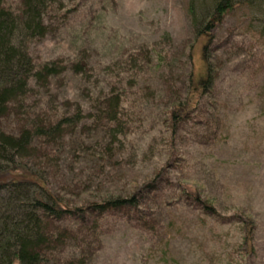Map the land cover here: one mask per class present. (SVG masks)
<instances>
[{"label": "rangeland", "instance_id": "1", "mask_svg": "<svg viewBox=\"0 0 264 264\" xmlns=\"http://www.w3.org/2000/svg\"><path fill=\"white\" fill-rule=\"evenodd\" d=\"M45 1L46 34L30 54L69 65L24 107L55 118L82 108L87 119L58 148L35 142L50 158L22 161L70 210L142 195L137 210L104 215L85 234L89 264H264V0H236L212 32L211 83L176 138L171 113L188 98L192 70L205 71L191 0ZM214 1L196 0L198 26ZM81 61L86 74L73 72ZM108 95L124 102L127 135L115 141L113 125L95 120ZM16 122L2 128L18 135ZM72 249L59 258L81 256Z\"/></svg>", "mask_w": 264, "mask_h": 264}, {"label": "trees", "instance_id": "2", "mask_svg": "<svg viewBox=\"0 0 264 264\" xmlns=\"http://www.w3.org/2000/svg\"><path fill=\"white\" fill-rule=\"evenodd\" d=\"M235 2L215 0L208 22L200 27L196 0H191L190 14L196 26V40H206L202 53L205 71L196 77L192 70L188 98L176 104L171 113L173 138L191 119L198 102L209 88L212 70L207 54L212 44V32L233 10ZM46 8L45 0H20L16 8L7 5L6 0H0V264H89L90 259L83 255L85 234L96 235L98 223L104 215L124 209L137 210L142 197L139 194L113 198L92 204L86 210H70L60 200L47 194L43 177L22 161L26 157L50 158L51 155L44 149L37 153L35 142L43 141L45 147L58 148V140L75 133L87 119L82 108L72 115L55 118L51 114L46 116V112H30L24 107L28 94L34 88H45L51 79L68 70L69 64L64 61L37 64L30 54L32 43L46 34L43 20ZM158 57L159 66L163 65L165 57L162 54ZM192 57L191 53V60ZM72 69L76 74L87 73V66L82 61L73 64ZM97 101L104 109L95 116V120L113 125L109 131L110 138L115 141L119 135H127L121 96L108 95L102 102ZM11 117H15L20 125L18 135L8 134L2 128ZM205 209L208 214H216L208 206ZM69 220L81 223V230L76 231L75 227L64 223ZM247 225L244 226L248 231L251 226ZM71 247L73 253L81 256L74 255L65 261L59 258L60 253Z\"/></svg>", "mask_w": 264, "mask_h": 264}]
</instances>
